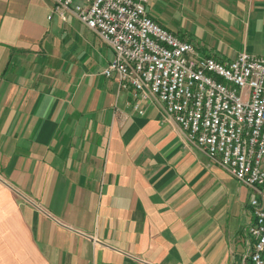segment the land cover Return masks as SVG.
<instances>
[{"label":"crops","instance_id":"crops-1","mask_svg":"<svg viewBox=\"0 0 264 264\" xmlns=\"http://www.w3.org/2000/svg\"><path fill=\"white\" fill-rule=\"evenodd\" d=\"M53 10L0 0V264H251L253 190L155 98L135 111L104 75L111 48ZM148 13L206 57H264V0H150Z\"/></svg>","mask_w":264,"mask_h":264},{"label":"built area","instance_id":"built-area-1","mask_svg":"<svg viewBox=\"0 0 264 264\" xmlns=\"http://www.w3.org/2000/svg\"><path fill=\"white\" fill-rule=\"evenodd\" d=\"M53 15H74L113 51L104 70L139 102L155 98L188 142L241 185L251 202V264H264V57L230 62L202 55L148 13L150 0H53Z\"/></svg>","mask_w":264,"mask_h":264},{"label":"rangeland","instance_id":"rangeland-1","mask_svg":"<svg viewBox=\"0 0 264 264\" xmlns=\"http://www.w3.org/2000/svg\"><path fill=\"white\" fill-rule=\"evenodd\" d=\"M163 8H164V6H162ZM158 10H160L161 11V9L157 6L156 7ZM165 12H166V10L165 11H163V13H164V15H165ZM167 15H169V13L167 12Z\"/></svg>","mask_w":264,"mask_h":264}]
</instances>
